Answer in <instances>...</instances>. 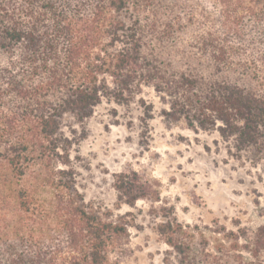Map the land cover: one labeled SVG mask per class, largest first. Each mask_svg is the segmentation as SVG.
I'll return each mask as SVG.
<instances>
[{"label": "trees", "instance_id": "1", "mask_svg": "<svg viewBox=\"0 0 264 264\" xmlns=\"http://www.w3.org/2000/svg\"><path fill=\"white\" fill-rule=\"evenodd\" d=\"M144 90L166 126L264 156V0H0V264H121L130 216L85 203L64 124ZM113 189L159 200L133 172ZM160 220L176 264H264V226Z\"/></svg>", "mask_w": 264, "mask_h": 264}, {"label": "rangeland", "instance_id": "2", "mask_svg": "<svg viewBox=\"0 0 264 264\" xmlns=\"http://www.w3.org/2000/svg\"><path fill=\"white\" fill-rule=\"evenodd\" d=\"M140 101L154 107L151 119ZM160 111L152 91L144 90L129 105L104 102L83 124H64L66 132L77 131L71 158L85 203L130 216L121 264H176L156 234L162 215L185 226H264V156H236L215 133L195 134L182 123L166 126ZM131 172L155 186L157 202L116 208L114 176Z\"/></svg>", "mask_w": 264, "mask_h": 264}]
</instances>
